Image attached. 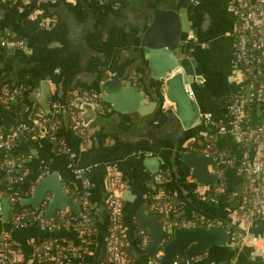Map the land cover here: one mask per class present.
<instances>
[{"label": "crops", "instance_id": "crops-1", "mask_svg": "<svg viewBox=\"0 0 264 264\" xmlns=\"http://www.w3.org/2000/svg\"><path fill=\"white\" fill-rule=\"evenodd\" d=\"M12 1L0 0V37L23 39L27 49H15L10 53L8 49L11 48H0V90L3 85H10L25 88V93L20 99L0 103V124H3L4 130L16 125L24 127L25 130L13 143L11 154L23 158L28 175L11 187L0 183V199L4 197V192H22L16 203H12L10 198L0 200V237L3 234L10 237L15 264H55L35 255V241L68 240L79 243L78 235L73 230H47L39 226L17 229L11 224L17 212L43 208L45 214L49 211L50 201L44 207V200L36 201L35 205L27 200L33 198L38 181L52 173L57 174L64 191L77 205V210L57 208L52 217L46 214L48 218L54 219L63 212L80 214L84 210L81 203L84 194L88 195L92 206L90 214L97 227L95 245L92 252L82 259V264H106L108 259L109 212L105 184L109 167H114L121 178L123 228L127 248L135 254L134 264H146L148 257L152 256L149 249L155 228L164 234L162 218L150 209L151 202L161 191L170 201L174 218L190 220L205 216L226 229L231 226L232 204L225 201L215 204L211 202L209 193L202 199L196 189L199 183L196 184L193 177L188 175L189 167L176 154L179 146L181 150L182 145H186L190 139L196 140L197 148L203 147L206 126L205 130L201 125L191 126L189 130L183 128L179 119H171L167 111L160 109L159 103L156 104L151 97L155 84L149 88L148 80L142 81L148 68L144 71L139 67L143 53L139 48L138 33L145 28L142 21L146 19V14L138 11H141L143 4L150 9L160 6L168 8V0H52L55 4L50 3L48 11L43 9L42 15L35 13V3L21 0L10 8L8 3ZM206 1L207 17L217 20L220 0ZM42 18H52L53 23L44 25ZM228 22L230 29V15ZM197 29L199 38L208 40L210 48H205L203 43H195L190 51L196 69V100L202 114L211 111L218 120H222L226 118L231 95L239 88L233 65L232 41L223 38V30L221 34L214 32L211 35L199 25ZM115 76L125 80L124 86L135 85L142 98L136 104L127 98L121 100L119 105L125 111L120 113L116 110L111 112L113 107L106 101L107 111L103 114L96 115L92 109L81 108L82 123L93 129L90 141L84 145L72 131L68 119L67 107L73 91L91 89L100 92L101 81ZM131 76L135 79L131 80ZM45 85L50 88L49 110L42 104L43 97H39L45 93ZM54 103L60 107L58 135L65 142L66 152L56 150L48 128L36 127V110L41 108L46 114H52ZM110 112L113 116L108 117ZM193 121L191 116L187 118V122L192 124ZM219 145L234 146L227 139L221 140ZM150 147L157 150L160 159L172 166L165 173L163 183H157L154 179L157 174L150 173L143 163L147 155L144 150ZM85 179L89 186L85 185ZM226 179L230 189L241 185V178L234 172L229 171ZM216 184L217 177L216 183L210 186ZM47 196L51 200L52 193L48 192ZM36 205L37 208L34 207ZM140 229L146 230L151 237L150 245L144 250L139 246ZM250 231L253 235H262L264 221H258ZM251 252L249 248L239 251L227 242L225 246L214 247L198 257L194 263L234 264L237 261V264H264V259L253 258ZM80 262L73 260L70 264Z\"/></svg>", "mask_w": 264, "mask_h": 264}, {"label": "built area", "instance_id": "built-area-1", "mask_svg": "<svg viewBox=\"0 0 264 264\" xmlns=\"http://www.w3.org/2000/svg\"><path fill=\"white\" fill-rule=\"evenodd\" d=\"M44 0H24L26 3H35L37 15L43 14L40 4ZM226 7L230 13L232 25L228 35L232 41L233 65L238 78L239 88L233 93L227 103L225 119L218 120L211 111L204 112L202 122L206 126L204 146L197 148L196 140L191 139L187 147L202 151L211 157L209 168L216 174L217 184L213 187L205 184L197 185V192L202 199L210 194L211 202L218 204L222 201L232 204V223L227 228L228 243L239 251L244 248L251 249L255 259H264V233L253 235L251 228L258 222L264 221V0H226ZM44 25L53 23L52 18H42ZM0 48L27 49L26 41L12 37H0ZM25 92L23 87L3 85L0 90V103L20 99ZM40 96V95H39ZM90 103L98 113L107 111L104 92L83 90L74 94L68 103V119L72 131L87 145L93 134V129L82 123L80 117L81 106ZM59 106L53 104L52 114H46L41 108L35 112L36 127L48 128L50 140H58L60 122L58 120ZM24 127L12 126L0 130V179L6 175L10 182L8 187L28 175L23 164V158L11 156L13 143L20 136ZM227 139L233 143V148L222 147L219 142ZM60 151L66 152L65 142L59 139ZM21 172L18 178L13 177V171ZM231 171L241 178L240 187L230 189L226 175ZM164 173L157 174L154 179L163 183ZM85 185L89 186L87 179ZM106 189L108 197L106 206L109 212V230L107 237L108 259L106 264H131L127 254V242L124 234V202L121 196V178L114 167L107 168ZM34 187H32V191ZM21 191H12L10 201L16 203ZM161 191L151 202L150 209L162 218V229L165 234L163 243L170 230L175 228H193L198 226L221 225L205 216L190 220H178L172 216L173 210L170 201ZM50 196L45 197L43 206L46 207ZM83 212L80 214L63 212L54 219L48 218L44 208L41 210H25L17 212L12 217L14 228H27L39 226L47 230L68 229L73 230L79 238V243L68 240H39L33 243V250L39 259L51 260L55 264H70L92 252L95 245V226L90 210L91 203L88 195L81 197ZM2 204L0 202V212ZM142 250L151 243V237L144 229L139 230ZM11 243L10 237L3 234L0 241V264H13L15 258L9 257L6 246ZM163 251L156 256L148 257L146 264H161ZM193 259L177 258L174 264L182 262H195ZM237 264V261H234Z\"/></svg>", "mask_w": 264, "mask_h": 264}, {"label": "water", "instance_id": "water-1", "mask_svg": "<svg viewBox=\"0 0 264 264\" xmlns=\"http://www.w3.org/2000/svg\"><path fill=\"white\" fill-rule=\"evenodd\" d=\"M20 2L21 0H13L8 5L12 8L13 5H18ZM42 3L40 8L46 11H48L47 6L50 3L55 4L52 0L43 1ZM206 3V0H200L194 4L191 24L187 19L188 11L186 8L180 11L161 6L154 9L149 8V16L142 21L145 28H142L140 32L138 31L139 48L143 53V59L139 67L144 71L145 68H148L142 81L148 80L147 86L149 88L151 84H155L151 97L155 99L156 104L159 103L160 109L163 108L167 111L171 119H179L181 126L186 130L201 123V109L195 96V68L188 53L183 49L181 34L184 33L183 39L186 38L185 41L187 42L203 43L209 46L208 40L199 38L197 29L200 25L205 30ZM8 52L13 53L15 49H8ZM130 79L134 80L135 78L131 76ZM124 83L125 80L120 76L105 79L100 83L99 90L106 94L104 100L113 107L110 109L111 112L112 110H116L118 113L125 111L119 105V102L124 98L130 99L135 102L134 104L142 98L141 92L135 85L124 86ZM45 87V93L39 97H43L42 104L49 110L50 88L46 85ZM149 88L147 92H149ZM73 92L74 94L77 93ZM81 108H89L96 115L99 114L90 103L82 104ZM111 112L108 117L113 116ZM64 113L67 114V109L64 110ZM189 116L194 120L192 124L187 122ZM144 151L147 155L144 157L143 163L150 173H167L169 168L172 167L158 157L156 149L150 147ZM176 154H178V158L182 159L181 162L189 167L188 175L193 177L196 184L210 185L216 183V175L208 169L211 164L209 155L180 150V146L179 152H176ZM48 192L52 193L48 205L49 211L46 212L48 216L52 217L57 208L77 210V205L64 191L56 173L41 178L36 185L33 198L27 201L35 205L36 201H43ZM63 202L66 203L65 206ZM34 207L37 208V205ZM142 221L144 222L143 218ZM153 234L154 239L149 251L152 256H156L160 249L163 251L161 264H174L177 258L193 259L202 257L214 247L225 246L229 240V234L223 225L175 228L168 232L171 239L166 243H163L165 234L159 232L157 228H155ZM180 264L195 263L190 261Z\"/></svg>", "mask_w": 264, "mask_h": 264}, {"label": "flooded vegetation", "instance_id": "flooded-vegetation-1", "mask_svg": "<svg viewBox=\"0 0 264 264\" xmlns=\"http://www.w3.org/2000/svg\"><path fill=\"white\" fill-rule=\"evenodd\" d=\"M198 1H200V0H168V8H173V9H176L178 11L183 10V9L186 8L187 11H188L187 12L188 13V18L187 19H188V21L191 24L192 23L191 18H193L192 17V10H193L194 4L196 2H198ZM219 6L220 7L218 9H219L220 15H219V18L217 20H215V19L211 20L210 18L207 17V19L205 21V33H206V30H207V32L211 33V35H212V34H215L214 32L220 33V31L223 30V32H222L223 38L227 39V38H229V35H228V32H229L228 23L229 22L228 21H229V15L230 14H228L229 12L227 10L226 4L224 3V0H220L219 1ZM148 10H149L148 5L147 4H143V5H141V11L140 12L138 11V13L146 14V18H147V16H149ZM183 37H184V33L181 34V43L184 45L183 49H185V51L188 53L189 57L191 58L190 51L192 49V46L195 47V43L187 42V41H185L186 38L183 39ZM209 44H210V42H209ZM208 47L209 46H207V45L205 46V48H208ZM195 71H196V69H195ZM87 90H91V89H87ZM81 91H83V90H81ZM78 92H80V91H78ZM99 114H103V113H99ZM201 115H202V112H201ZM198 125H201V127H203V129H204V124L202 122V116H201V123H199ZM198 125H196V126H198ZM203 133L205 134V131ZM204 134H203V136H204ZM203 136H201V137L203 138ZM189 141L187 142L186 145L182 146V149L184 151H195L198 154H203L202 151L193 150V149L187 147L188 144H189Z\"/></svg>", "mask_w": 264, "mask_h": 264}, {"label": "trees", "instance_id": "trees-1", "mask_svg": "<svg viewBox=\"0 0 264 264\" xmlns=\"http://www.w3.org/2000/svg\"><path fill=\"white\" fill-rule=\"evenodd\" d=\"M25 93V92H24ZM24 93L22 94V96L24 95ZM2 126H3V124H0V129L1 130H4L3 128H2ZM59 139H61V137L58 135V140L57 141H54L53 143H54V145H55V147H56V150H59L60 149V143H59ZM13 154H11V156H12ZM13 156H16V155H13ZM165 174V173H164ZM12 175H13V177H15V178H18L20 175H21V173L20 172H18V171H13V173H12ZM165 176H166V174H165ZM1 181H0V183L2 184V185H8L10 182L6 179V175H2L1 176V179H0ZM11 194H12V192L11 191H9V193L8 192H4V197H2L0 200H1V202H2V200H3V198L4 199H9L10 198V196H11ZM1 237H2V235H1ZM1 237H0V241H1ZM171 239V236H169V235H167L166 236V241H169ZM6 249V252L8 253V255H9V257H11L12 256V252L14 253V246H13V244L12 243H8V245L5 247ZM127 254H128V257H129V259L131 260V264H134V259H135V254H134V252L133 251H131L129 248H127ZM13 264H15V263H13Z\"/></svg>", "mask_w": 264, "mask_h": 264}]
</instances>
